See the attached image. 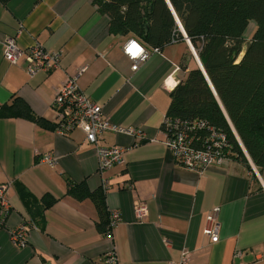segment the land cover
Segmentation results:
<instances>
[{
  "label": "crops",
  "instance_id": "1",
  "mask_svg": "<svg viewBox=\"0 0 264 264\" xmlns=\"http://www.w3.org/2000/svg\"><path fill=\"white\" fill-rule=\"evenodd\" d=\"M8 37L21 48L38 43L59 53V64L29 75L23 63L4 59ZM130 39L142 43L130 34H111L108 16L92 0L0 2V107L19 96L35 115L55 124V92L74 77L105 118L135 131L103 134L101 144L124 148V161L100 173L95 147L81 130L62 134L0 115V182L10 183L12 205L0 223V264H104L111 251L117 264H177L184 250L192 264H264V170L248 154L250 169L233 157L188 169L164 143L160 127L170 93L201 63L195 48L185 38L157 51L143 44L149 54L132 69L124 52ZM46 153L56 158L54 165L40 161ZM70 182L102 190L107 211H119L111 235L97 228L99 212L90 198L67 192ZM45 195L55 200L44 206ZM137 200L146 203L143 221L134 213ZM216 206L219 239L211 242L202 231ZM20 225L27 230L23 246L10 235Z\"/></svg>",
  "mask_w": 264,
  "mask_h": 264
},
{
  "label": "trees",
  "instance_id": "2",
  "mask_svg": "<svg viewBox=\"0 0 264 264\" xmlns=\"http://www.w3.org/2000/svg\"><path fill=\"white\" fill-rule=\"evenodd\" d=\"M169 2L217 97L203 71L196 66L171 91L165 115L171 119L207 120L226 133L232 145L230 157L241 160L250 169L244 148L255 166L264 170V0ZM92 3L108 16L111 34L133 35L152 49H162L184 39L166 0H92ZM249 20L255 21V28L245 39L243 32ZM0 115L20 116L54 128V124L35 115L19 96L1 105ZM67 192L76 199L90 198L99 212L97 228L111 235L102 190L91 191L84 182H70ZM42 200L47 206L55 199L45 195Z\"/></svg>",
  "mask_w": 264,
  "mask_h": 264
},
{
  "label": "built area",
  "instance_id": "3",
  "mask_svg": "<svg viewBox=\"0 0 264 264\" xmlns=\"http://www.w3.org/2000/svg\"><path fill=\"white\" fill-rule=\"evenodd\" d=\"M182 34L187 40L185 33ZM125 46L124 52L132 61L131 68L136 69L139 61H144L149 53L142 43L134 39L128 40ZM153 50L157 51L156 48ZM3 57L13 65L23 63L29 75H34L38 71L50 72L60 61L59 53L51 52L38 43L21 48L14 37L5 39ZM52 108L56 113L54 130L62 134H67L74 129L81 130L87 142L95 147L100 173L123 163V147L103 145L100 141L106 132L134 134V129L121 128L105 118L102 107L80 90L74 77L67 78L58 86L53 97ZM160 128L165 137L164 143L172 153L175 162L188 169L202 170L211 165H221L232 152V145L226 133L213 127L205 119L181 120L165 116ZM243 151L246 155V151L244 149ZM40 161L51 166L56 163V158L46 153L41 156ZM105 186L106 181L103 184V187ZM9 188V182H0V223L4 222L11 212ZM134 213L138 221H143L148 213L146 203L141 200L135 201ZM218 217V206L213 207L206 215V225L202 232L211 242H217L219 239ZM120 220L119 211H109L107 222L109 229L112 230ZM26 233V228L20 225L10 231L11 239L17 245L23 246L26 242ZM103 262L117 264L114 251L106 254ZM177 264H192L188 251L181 252Z\"/></svg>",
  "mask_w": 264,
  "mask_h": 264
},
{
  "label": "water",
  "instance_id": "4",
  "mask_svg": "<svg viewBox=\"0 0 264 264\" xmlns=\"http://www.w3.org/2000/svg\"><path fill=\"white\" fill-rule=\"evenodd\" d=\"M166 1H167L168 5L170 6V8H171V10H172V12H173V14H174V17H175V19H176V21H177V23H178V25H179V29L182 31V33H185V31H184V29H183V27H182L180 21L178 20L176 14L174 13V10H173V8H172V6H171L169 0H166ZM185 35H186V33H185ZM186 37H187V35H186ZM187 40H189L188 37H187ZM191 48H192V47H191ZM192 52H193V54H195V56H196V51H195L193 48H192ZM197 57H198V56H197ZM199 68L203 71V73H204V75H205V77H206V79H207V81H208V83H209V85H210L212 91L214 92V95L216 96V93H215V91H214V89H213V87H212V85H211V83H210V81H209V78H208V76L206 75V72H205V70H204V68H203V66H202L201 63L199 64ZM216 97H217V96H216ZM219 103H220V101H219ZM220 105H221V103H220ZM241 145H242V144H241Z\"/></svg>",
  "mask_w": 264,
  "mask_h": 264
},
{
  "label": "rangeland",
  "instance_id": "5",
  "mask_svg": "<svg viewBox=\"0 0 264 264\" xmlns=\"http://www.w3.org/2000/svg\"><path fill=\"white\" fill-rule=\"evenodd\" d=\"M254 28H255V21L249 20L246 28L244 29L243 37L245 39H248L251 36V34L253 33Z\"/></svg>",
  "mask_w": 264,
  "mask_h": 264
},
{
  "label": "bare ground",
  "instance_id": "6",
  "mask_svg": "<svg viewBox=\"0 0 264 264\" xmlns=\"http://www.w3.org/2000/svg\"><path fill=\"white\" fill-rule=\"evenodd\" d=\"M143 44V43H142Z\"/></svg>",
  "mask_w": 264,
  "mask_h": 264
}]
</instances>
